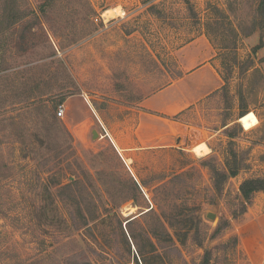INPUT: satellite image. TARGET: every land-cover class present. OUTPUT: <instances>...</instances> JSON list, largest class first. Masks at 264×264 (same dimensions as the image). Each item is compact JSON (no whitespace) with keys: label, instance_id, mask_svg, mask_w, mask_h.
Returning a JSON list of instances; mask_svg holds the SVG:
<instances>
[{"label":"rangeland","instance_id":"1","mask_svg":"<svg viewBox=\"0 0 264 264\" xmlns=\"http://www.w3.org/2000/svg\"><path fill=\"white\" fill-rule=\"evenodd\" d=\"M259 2L0 0V264H264V191L239 190L264 178ZM199 35L223 85L172 146L135 148Z\"/></svg>","mask_w":264,"mask_h":264},{"label":"crops","instance_id":"2","mask_svg":"<svg viewBox=\"0 0 264 264\" xmlns=\"http://www.w3.org/2000/svg\"><path fill=\"white\" fill-rule=\"evenodd\" d=\"M214 57L215 50L204 35L194 37L177 49L180 75L140 102L142 112L135 148L153 147V144L172 146L179 140L185 128L175 116L216 93L223 85Z\"/></svg>","mask_w":264,"mask_h":264},{"label":"trees","instance_id":"3","mask_svg":"<svg viewBox=\"0 0 264 264\" xmlns=\"http://www.w3.org/2000/svg\"><path fill=\"white\" fill-rule=\"evenodd\" d=\"M3 2H5L4 7L12 6L15 3V0H3ZM259 10L261 15L264 17V0H260L259 2ZM7 19L9 24H13L15 23V21L17 20L18 16L13 15V13L11 14H7ZM244 113H242L241 115H243ZM178 116V115H177ZM177 116H175L177 118ZM213 173L215 175V177L217 178V183L219 178H225L227 175L226 174H222L219 170L217 169H213ZM236 169H229V174L230 175H235ZM239 190L241 192V195L243 196L244 200L246 203H249L251 200L252 195L257 192V191H264V178L262 177H252V178H247L244 179L239 186ZM245 206L243 208L242 211H244ZM129 222V221H128ZM127 222V223H128Z\"/></svg>","mask_w":264,"mask_h":264},{"label":"bare ground","instance_id":"4","mask_svg":"<svg viewBox=\"0 0 264 264\" xmlns=\"http://www.w3.org/2000/svg\"><path fill=\"white\" fill-rule=\"evenodd\" d=\"M105 14L109 13V9H107L105 12ZM208 148L205 147L204 145L202 144H197L195 146L192 147V150L195 151V153H197L198 155H203L205 154L206 152H208L207 150Z\"/></svg>","mask_w":264,"mask_h":264},{"label":"built area","instance_id":"5","mask_svg":"<svg viewBox=\"0 0 264 264\" xmlns=\"http://www.w3.org/2000/svg\"><path fill=\"white\" fill-rule=\"evenodd\" d=\"M120 8V10H119V13H117L116 14V16H118V15H121V14H123V12H124V9H122V7H120V5L119 6H116V7H114V8H112L113 10L114 9H116V8ZM105 13H100V17L103 19V15H104ZM115 16V15H114ZM113 16V17H114ZM106 17H108V16H106ZM98 19V16L96 17V20ZM64 113V108L62 107V106H60L59 108H58V110H57V115L58 116H62V114Z\"/></svg>","mask_w":264,"mask_h":264},{"label":"water","instance_id":"6","mask_svg":"<svg viewBox=\"0 0 264 264\" xmlns=\"http://www.w3.org/2000/svg\"><path fill=\"white\" fill-rule=\"evenodd\" d=\"M97 135V132L93 130V136ZM209 216H212V214H209Z\"/></svg>","mask_w":264,"mask_h":264}]
</instances>
